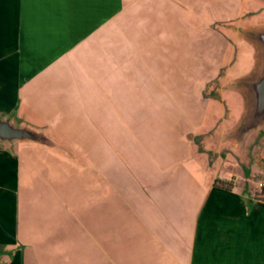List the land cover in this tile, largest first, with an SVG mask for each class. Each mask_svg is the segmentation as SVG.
<instances>
[{"label":"crops","instance_id":"0c3cea01","mask_svg":"<svg viewBox=\"0 0 264 264\" xmlns=\"http://www.w3.org/2000/svg\"><path fill=\"white\" fill-rule=\"evenodd\" d=\"M145 2L0 0V119L38 137L37 141H0V264H44L53 254L61 256L68 229L75 238L81 235L82 244L86 235L92 264H110L115 233L113 181L108 176L99 181L92 158L94 166L86 169L77 168L76 162L70 165L66 150L46 132L59 137L55 123L82 120L81 109L92 108L88 95L99 88L101 73L109 77L111 54L121 52L125 58V44L118 48L113 44L111 27L118 21L126 25L136 10L143 26ZM163 28L158 26L156 41ZM262 28L264 23L234 32L253 50L251 71L235 78L228 89L240 98L237 117L222 127L216 143L210 141L212 124L199 125L197 141L205 139L217 149L218 174L197 177L192 169L206 171L210 154L193 167L176 160L178 153L199 154L190 149L194 138L190 130L177 133L182 150L175 146L176 154L169 151L167 161L148 163L135 186L138 209L123 207L130 212L122 211V217L129 218L122 226V264H264V192L255 188V181L264 175V131L245 149L247 136L264 128V120L241 130L251 105L241 83L254 79L262 62V50L248 33ZM119 38L120 42L130 37L122 33ZM185 104L215 118L209 100ZM21 118L34 119L39 128L17 123ZM17 144L39 146L50 159L61 154L56 157L64 164L61 178L50 175L41 160L44 176L34 174L29 185H22ZM25 162L28 168L34 163L28 157Z\"/></svg>","mask_w":264,"mask_h":264},{"label":"rangeland","instance_id":"374dc122","mask_svg":"<svg viewBox=\"0 0 264 264\" xmlns=\"http://www.w3.org/2000/svg\"><path fill=\"white\" fill-rule=\"evenodd\" d=\"M145 3L143 26L136 10L131 11L126 25H119L118 21L111 27L115 36L113 44L116 47L125 44V60L121 52L111 54L109 77L105 79V73H101L99 88L96 92L89 91L92 108L81 107L82 120L55 123L54 128L61 130L59 137H52L54 131L46 132L66 150L64 156L73 161L70 165L76 162L77 168L86 169L93 165V159L99 168V181L107 176L113 181L115 233L110 264L123 261L122 226L129 220L127 215L122 217L128 211L123 207L127 205L133 211L135 205L138 209L135 186L137 189L140 173L148 163L167 161L172 155L169 151L176 154V150H182L176 141L177 133L190 130L189 134L194 135L190 149L199 154L187 157L178 153L176 160L179 158L193 167L201 163L199 158L207 159L206 154H210L212 160L206 171L192 169L197 177L218 174L221 165L214 157L217 149L205 139L197 141L199 125L212 124L210 141L216 143L222 127L237 117L240 98L228 89L235 85V78L251 71L253 50L234 32L264 23V0H147ZM158 26L164 28L159 36L161 40L156 41ZM121 32L130 38L119 42ZM207 100L211 102L209 112L215 118L210 119L207 111H191L185 104L194 101L198 105ZM34 119L21 118L16 122L39 128ZM263 131L264 128L255 130L247 136L246 150L255 139H260ZM38 147L15 145L20 151L22 185H29L37 173L36 176H44L45 171L39 166L41 160L47 164L50 175L61 178L64 164L56 158L61 154L50 159ZM26 157L34 162L29 168ZM132 221L130 217L131 227ZM64 233L62 255L53 254L44 264H92L86 235L82 244L81 235L75 238L69 229Z\"/></svg>","mask_w":264,"mask_h":264},{"label":"water","instance_id":"95a60500","mask_svg":"<svg viewBox=\"0 0 264 264\" xmlns=\"http://www.w3.org/2000/svg\"><path fill=\"white\" fill-rule=\"evenodd\" d=\"M248 37L262 50V62L256 77L243 81L241 86L251 99L246 120L241 125L242 131H248L264 120V28L250 31ZM38 137L29 129L14 125L9 120L0 119V141H37Z\"/></svg>","mask_w":264,"mask_h":264},{"label":"built area","instance_id":"2783aa9c","mask_svg":"<svg viewBox=\"0 0 264 264\" xmlns=\"http://www.w3.org/2000/svg\"><path fill=\"white\" fill-rule=\"evenodd\" d=\"M255 188L259 192L264 191V175L255 181Z\"/></svg>","mask_w":264,"mask_h":264},{"label":"trees","instance_id":"16d2710c","mask_svg":"<svg viewBox=\"0 0 264 264\" xmlns=\"http://www.w3.org/2000/svg\"><path fill=\"white\" fill-rule=\"evenodd\" d=\"M262 192H264V191H262Z\"/></svg>","mask_w":264,"mask_h":264}]
</instances>
